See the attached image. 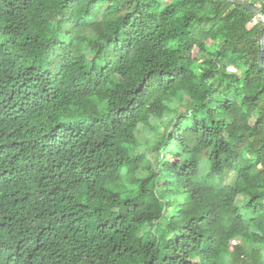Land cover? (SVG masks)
Returning a JSON list of instances; mask_svg holds the SVG:
<instances>
[{"label":"trees","instance_id":"1","mask_svg":"<svg viewBox=\"0 0 264 264\" xmlns=\"http://www.w3.org/2000/svg\"><path fill=\"white\" fill-rule=\"evenodd\" d=\"M263 33L227 0H0V264H264Z\"/></svg>","mask_w":264,"mask_h":264},{"label":"rangeland","instance_id":"2","mask_svg":"<svg viewBox=\"0 0 264 264\" xmlns=\"http://www.w3.org/2000/svg\"><path fill=\"white\" fill-rule=\"evenodd\" d=\"M257 2V0H251ZM211 43V41H209ZM183 103H187L184 101ZM173 105H177L180 107L178 110L183 112L188 109L186 105L180 106L178 102H173ZM177 118V114L174 112H167L164 118L151 117V119L147 122H142L137 130H136V139L135 142L131 145L133 148L129 154H142V160L147 161L143 167H140L142 172L146 170L149 171L151 169H156L158 164V159L152 149H149L152 145L156 144L158 140L161 139L163 134L166 132V126L168 124H173L175 119ZM205 164L207 162L206 157L203 158ZM150 161V162H149ZM145 166V167H144ZM144 174V173H143ZM142 175L139 170L136 173L137 178L139 179ZM216 182H220L219 178H216ZM215 182V183H216ZM109 185L119 191L122 196H126V194L134 192V190L139 186L137 182L134 180L133 175L123 174L122 178L118 180H114L109 182ZM162 189H164L163 186ZM171 188V187H170ZM171 198L177 201H182L183 197L177 194L170 195ZM166 222L171 223V215L166 216ZM188 241L192 242L194 245H197L198 237L193 232H188L186 235Z\"/></svg>","mask_w":264,"mask_h":264},{"label":"water","instance_id":"3","mask_svg":"<svg viewBox=\"0 0 264 264\" xmlns=\"http://www.w3.org/2000/svg\"><path fill=\"white\" fill-rule=\"evenodd\" d=\"M227 1L243 7L244 9H246V10L250 11L251 13L257 15L258 17L262 18L264 21V13L257 6L252 5L251 3H248V2H245L242 0H227ZM258 62H259V65L262 68H264V33H263V36L261 38V48H260V54H259Z\"/></svg>","mask_w":264,"mask_h":264}]
</instances>
